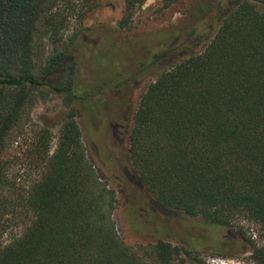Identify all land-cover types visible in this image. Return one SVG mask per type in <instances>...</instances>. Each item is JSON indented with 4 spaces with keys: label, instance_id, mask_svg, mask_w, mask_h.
<instances>
[{
    "label": "trees",
    "instance_id": "obj_1",
    "mask_svg": "<svg viewBox=\"0 0 264 264\" xmlns=\"http://www.w3.org/2000/svg\"><path fill=\"white\" fill-rule=\"evenodd\" d=\"M55 1L0 0V156L32 90L47 87L70 102L74 97L64 53L49 57L38 72L33 63L41 22L59 32L49 17ZM82 1L87 13L100 4ZM160 1L168 8L177 0ZM215 1L196 0L195 9L204 14L218 6ZM126 2L121 28L132 13ZM227 5L205 32L196 27L185 34L181 54L154 55L153 63L165 69L142 92L132 115L130 170L124 174L141 191L145 211L160 218V228L173 230L172 221L182 226L193 219L246 240L237 219L264 233V0ZM77 116L69 107L52 154L40 135L44 173L16 214L15 232L0 240V264H189L168 240L143 247L120 236L115 191L90 164ZM3 182L0 168V189ZM218 243L209 250L222 255L230 249ZM249 259L264 264V245L251 243Z\"/></svg>",
    "mask_w": 264,
    "mask_h": 264
},
{
    "label": "rangeland",
    "instance_id": "obj_2",
    "mask_svg": "<svg viewBox=\"0 0 264 264\" xmlns=\"http://www.w3.org/2000/svg\"><path fill=\"white\" fill-rule=\"evenodd\" d=\"M130 2L132 13L126 28L119 25L127 15L126 0H100L91 13L82 0H56L49 17L59 25V32L41 22L32 49L35 71L42 70L49 57L64 53L62 67H72L68 72L74 80V97L70 102L47 87L32 90L19 122L7 136L0 156L4 179L0 240L15 232L16 214L44 173V155L37 148L40 135L44 133L52 154L68 108L73 107L87 158L99 179L115 191L113 220L127 243L145 247L157 239L168 240L189 264H254L249 259L251 243L264 245V233L255 226L241 218L234 222L243 226L249 244L232 229L196 224L193 219L184 220L182 226L172 221L173 230H165L155 212L145 211L141 191L124 174L130 170L127 151L132 115L142 92L165 69L153 63L154 55L162 50H171L173 57L181 54L187 48L180 45L185 34L196 27L205 32L229 0H216L218 6L204 14L196 11V0H177L168 8L160 0ZM198 15L201 19L194 21ZM56 76H50L52 82ZM216 241L230 248L223 256L209 250Z\"/></svg>",
    "mask_w": 264,
    "mask_h": 264
}]
</instances>
